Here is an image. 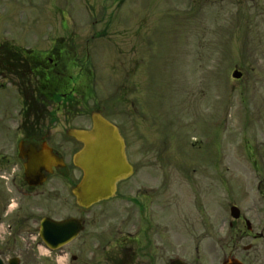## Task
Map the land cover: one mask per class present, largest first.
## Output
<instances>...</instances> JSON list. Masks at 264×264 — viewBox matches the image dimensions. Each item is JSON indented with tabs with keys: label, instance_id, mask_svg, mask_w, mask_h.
Returning a JSON list of instances; mask_svg holds the SVG:
<instances>
[{
	"label": "rangeland",
	"instance_id": "rangeland-1",
	"mask_svg": "<svg viewBox=\"0 0 264 264\" xmlns=\"http://www.w3.org/2000/svg\"><path fill=\"white\" fill-rule=\"evenodd\" d=\"M63 14L71 16L64 22L76 32L79 55L81 42L105 28L101 40H91L97 48L92 57L96 93L107 100L121 85L123 91L135 85L137 105L148 114L140 128L157 142L151 154L160 147L165 153L171 185L212 188L215 250L211 260L202 259L205 264H221L230 253L232 244L223 235L232 205L250 220L253 234L264 232V0H0V42L45 51L55 35L70 33L60 22ZM236 68L243 72L241 80L231 77ZM20 106L17 90L0 86V147L9 156L16 146L11 128ZM15 166L12 161L1 171L7 178L0 177L5 192L0 211L7 200L16 204L15 211L34 201L10 185ZM187 173L195 185L186 182ZM210 209L203 195L199 216L206 220ZM238 225L247 231L245 223ZM0 234L6 264L15 256L22 264L34 263L30 232L24 228L17 238ZM246 244L258 249L248 260L260 257L264 264V239L244 240L240 259ZM37 254L46 263L48 254Z\"/></svg>",
	"mask_w": 264,
	"mask_h": 264
},
{
	"label": "flooded vegetation",
	"instance_id": "flooded-vegetation-1",
	"mask_svg": "<svg viewBox=\"0 0 264 264\" xmlns=\"http://www.w3.org/2000/svg\"><path fill=\"white\" fill-rule=\"evenodd\" d=\"M89 41L81 42V59L71 57L78 55L74 51L75 37L62 36L53 41L49 53L41 58L25 51V61H22L19 52L0 42V80H17L28 73H43L49 79L51 91V104L47 107L51 126L39 129L24 124L21 127L24 147L21 151V141H16L17 147L10 153L12 157L8 155V150H3L5 147H0V172L14 161L13 184L17 193L21 195L25 191L34 199L30 206H20L15 216L14 211L5 213L10 203L7 200L0 211V222L9 218L7 223L11 228H18L19 231L25 228L37 237L41 221L46 218L55 221L74 218L79 222L81 232L77 238L54 253L48 252L49 256L44 260L46 263L39 261V246L32 248L36 250L35 254L30 253L34 256L32 264H53L50 263L52 260L56 263L58 257L65 256L66 264H205L202 259L211 260L215 250L212 188L206 187L204 192L203 187L200 190L198 186H193V190H188L182 184L171 185L172 174L171 170H166L165 153L160 147L158 154H151L154 153L152 144L157 147V142L149 141L146 128H140L148 115L135 102L133 85H128L125 93H121L120 105L108 104L93 94V55ZM129 65L131 76L134 64L130 62ZM95 113L102 114L119 128L125 139L127 162L133 173L120 182L114 198L87 209L78 206L72 194L84 175L83 170L73 164V158L85 146L64 134L73 127L90 130ZM42 138H47L46 142L63 163L59 164V168H51L50 174L46 172L48 179L39 187L24 181V169L29 162L26 157L33 148L40 151L44 142L35 140ZM36 175L33 173V176ZM184 178L195 185L191 174H185ZM203 195L205 200L207 196L211 207L206 220L198 214L203 207ZM240 222L245 223V219L238 220L236 225L231 224L235 235L229 257L238 255L244 240L264 238L239 229ZM44 248L43 251H46L48 246L44 245ZM253 250L256 252L257 246L254 245ZM245 254V263L263 264L260 257L248 260L250 251Z\"/></svg>",
	"mask_w": 264,
	"mask_h": 264
},
{
	"label": "water",
	"instance_id": "water-1",
	"mask_svg": "<svg viewBox=\"0 0 264 264\" xmlns=\"http://www.w3.org/2000/svg\"><path fill=\"white\" fill-rule=\"evenodd\" d=\"M241 75L242 73L238 70L233 73L235 79H240ZM70 136L85 145V150L78 152L74 158L76 166L84 171V179L74 188L78 204L88 207L113 197L118 182L125 179L130 172L127 168L126 155H124L125 147L122 142L124 140L118 129L106 120L104 121L103 118L96 116L92 132L73 130L70 132ZM34 157L30 162L33 167H44L46 169L47 166L57 162V158L47 152L44 155L38 154ZM26 174L27 179L30 181L32 177L31 170H27ZM239 211L238 208L233 207L231 213L235 218H239ZM57 229L58 233H65V235L56 237L61 242H66L78 232L76 227L71 229L63 226ZM0 264L2 263L0 262ZM12 264H18V261L14 260ZM226 264L242 263L238 260H232Z\"/></svg>",
	"mask_w": 264,
	"mask_h": 264
}]
</instances>
